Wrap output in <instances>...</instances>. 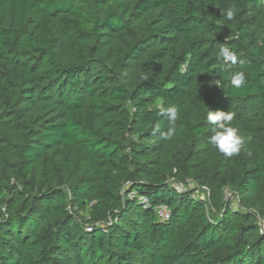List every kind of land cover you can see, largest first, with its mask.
<instances>
[{"label": "trees", "instance_id": "1", "mask_svg": "<svg viewBox=\"0 0 264 264\" xmlns=\"http://www.w3.org/2000/svg\"><path fill=\"white\" fill-rule=\"evenodd\" d=\"M89 15L0 0V141L16 161L0 158V264H264V0H93ZM158 102L180 108L170 140ZM211 110L243 136L213 166Z\"/></svg>", "mask_w": 264, "mask_h": 264}, {"label": "clouds", "instance_id": "2", "mask_svg": "<svg viewBox=\"0 0 264 264\" xmlns=\"http://www.w3.org/2000/svg\"><path fill=\"white\" fill-rule=\"evenodd\" d=\"M222 17L227 21H233L236 16V10L228 7L221 10ZM219 57L224 61L223 71L231 76V86L240 89L246 83V73L244 71H231L232 66L238 62L237 54L227 46H221L218 52ZM144 79L143 76L140 77ZM156 107L161 109L160 115L165 116L169 121L167 132L161 133L166 139H172L176 132L175 122L179 118L180 108L176 104H170L164 108L162 103L158 102ZM235 113L231 111H209L207 113V122L212 128V135L209 137V143L226 157L238 155L241 151L243 138L239 129L232 125Z\"/></svg>", "mask_w": 264, "mask_h": 264}, {"label": "rangeland", "instance_id": "3", "mask_svg": "<svg viewBox=\"0 0 264 264\" xmlns=\"http://www.w3.org/2000/svg\"><path fill=\"white\" fill-rule=\"evenodd\" d=\"M60 2V1H71L73 4L77 5L80 4L83 9L85 10V13L90 16L89 14L93 13V0H39V4L43 5L45 2ZM140 27H144L143 25H139ZM83 31H87V28L85 26H83L82 28ZM51 33H53L51 30H49ZM131 37H118L116 39V42H114L115 44L113 45L116 49H123L127 46V44H129L131 42ZM110 58V57H109ZM103 61L105 62V60H107L106 57H102ZM106 66H111L115 64L114 60H111L110 62L107 61L106 62ZM259 103L257 104L256 107V111L261 113L262 108L264 107V99H261L258 101ZM263 114V113H262ZM262 114H259L258 116V124L262 127L264 126V117L262 116ZM243 138V136H242ZM14 142L9 143V142H3L0 141V158H3L4 160H6V162H8V164H13L12 166H14L15 164V157H14V152H15V145H13ZM222 153H220L217 149L214 148L213 152H210V154L206 157V159H203L204 156L202 157V159L204 160L205 163H209L211 162L212 166L213 165H217L219 163V161L225 162V159H221ZM224 157V156H223ZM1 160V159H0ZM13 168V167H12ZM14 170V169H13ZM38 174L41 173V170L39 169ZM191 189L192 191H197L196 196L200 197L201 199H207L208 198V190L207 187L202 186L201 183H199L198 181H191ZM228 202L232 203V206L235 208H238L239 203L237 202V199L234 195H229V193L227 194V199ZM209 215H211L213 213L212 208H209ZM84 216H88V214L85 212Z\"/></svg>", "mask_w": 264, "mask_h": 264}, {"label": "built area", "instance_id": "4", "mask_svg": "<svg viewBox=\"0 0 264 264\" xmlns=\"http://www.w3.org/2000/svg\"><path fill=\"white\" fill-rule=\"evenodd\" d=\"M157 216H158V219L161 220V221L165 222V220H168V218H169V209H168V207L166 205L160 207L157 210Z\"/></svg>", "mask_w": 264, "mask_h": 264}]
</instances>
